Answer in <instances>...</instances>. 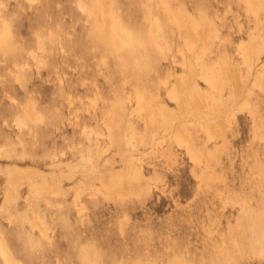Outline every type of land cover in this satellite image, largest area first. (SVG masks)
Here are the masks:
<instances>
[{"label": "rangeland", "instance_id": "rangeland-1", "mask_svg": "<svg viewBox=\"0 0 264 264\" xmlns=\"http://www.w3.org/2000/svg\"><path fill=\"white\" fill-rule=\"evenodd\" d=\"M102 1L93 0L98 6L90 10L88 23H78L76 29L85 35L86 29L92 32L97 42L98 52L90 53L88 67L95 65L98 85H103L102 76L108 70L100 63L106 55L113 58L111 67L119 61L141 68L136 74L137 84L132 85L124 97H117L114 105L108 106L114 113L109 122L123 127L127 135L107 142L92 135L81 147V138L77 135L81 129L73 123V114L67 105L62 109L67 115L62 118L55 139L47 142L50 147L37 145L32 137L12 125L0 127V227L9 217H20L21 226L23 220H28L30 231L43 230L48 235L51 217L45 220L39 208L42 201L46 202L43 207L56 201L72 206L73 223L80 218V212H84L87 223L82 219L80 227L89 235H96L100 228L112 229L121 215L127 217L126 234L115 229L104 231L91 252L85 244L79 245L83 251L77 255L87 264H103L117 258L139 259L137 250L141 248L144 258L150 259L153 258L150 253L173 247L177 237L184 241L186 248L198 251L199 258L209 264H228L240 258L237 254L249 248L246 235L252 233L251 221L264 215L258 162L256 170L249 176L247 172L251 169L246 171L242 157L238 156L242 146L248 144L245 129L249 134L253 129L246 117H238L235 131L225 136L224 130L232 126L228 114L236 100L229 102L224 92L218 94L210 88L202 73L217 72L220 62H227L233 67L234 77L245 79L246 68L241 53L251 52L255 47L253 58L258 57V60L243 85V96L253 85L258 91L261 73H264V56L261 55L264 52V26L257 17L249 18L244 11L237 15L235 32L226 47L214 38L205 49L200 42L195 47H186L183 36L186 31H193L186 16L187 5L192 0H107L108 11ZM0 4L4 5L0 8V21L7 20L20 36L28 32L33 17L39 15L25 7L28 0H0ZM133 4L137 5L135 9L130 7ZM213 8L219 11L215 4ZM68 16L67 23L71 25L70 7ZM130 21L134 22V29L129 27ZM231 27L229 24L228 28ZM109 29L122 32L128 38L127 42L117 35L110 42L107 38ZM220 35H227V31ZM158 36L161 48L156 44ZM36 76L41 80L48 79L46 72H37ZM46 87V101L52 100L55 83ZM40 95L45 98L44 93ZM179 96L183 102L193 104L199 98L205 103H198L189 110L187 103H180ZM222 104L224 110L220 111ZM133 111L136 116L129 130L123 118L132 117ZM213 114L224 124L220 127L216 120L212 121L214 134H209L202 126L206 124V117ZM98 115L103 121L104 112ZM92 119L95 121L96 117ZM177 130L181 134H195L204 146L200 149L201 155L209 151L216 154L214 163L208 159L203 161L209 178L213 173L207 170L215 168L231 188L240 187L242 176L244 180L252 179L245 195L225 197L223 201L209 200L206 195L186 217L183 212L175 215L172 193H177V200L185 198L187 203V194L194 193L198 183L193 170L200 166L199 161L193 164L187 148L176 145ZM73 137L76 142L69 143ZM103 175L107 177L108 187L102 184ZM79 189H87L89 196L77 197ZM209 203L213 205L211 229L205 233L202 229ZM193 214L197 216L195 222ZM259 221L264 224V217ZM76 239L79 240V236ZM172 255L173 258L176 256L175 251Z\"/></svg>", "mask_w": 264, "mask_h": 264}, {"label": "snow or ice", "instance_id": "snow-or-ice-1", "mask_svg": "<svg viewBox=\"0 0 264 264\" xmlns=\"http://www.w3.org/2000/svg\"><path fill=\"white\" fill-rule=\"evenodd\" d=\"M213 4L219 9L218 12L214 10ZM97 6L93 0H75L74 3L71 0H28L25 7H30L39 15L33 17L32 27L24 36L17 35L15 28L7 20L0 21V127L12 125L32 137L37 145L50 147L47 142L55 139L61 120L67 115L62 109L67 105L72 111L73 123L81 129L77 133L81 138V147L92 135L105 142L127 135L123 127L109 122V117H113L114 113L108 106L114 105L117 97H124L130 87L137 84L136 74L141 68L131 64L124 65L119 61L115 67H111L113 58L106 55L100 63L101 67H107L108 70L103 73V85H98L95 65L88 67L91 62L90 53L98 52L97 42L92 32L86 29L85 35L76 29L78 23H88L90 10ZM3 7L0 4V8ZM69 7L72 10L71 25L67 23ZM130 7L135 9L137 5ZM187 8L186 16L191 21L194 36L202 28L211 29L214 39L224 47L231 42L237 24L236 17L242 12L247 11L249 18L257 17L260 25L264 26V0H220L219 3L216 0H192ZM229 24L232 25L231 28H228ZM134 26V22L130 21L129 27L134 29ZM222 31H227V35L221 36ZM261 55L264 56V52ZM97 60H100L99 54ZM37 72H46L48 79L41 80L36 76ZM52 82L55 83V95L52 100L46 101V85ZM40 93H44L45 98ZM101 111L105 114L103 121H100L98 115ZM93 116L96 117L95 121ZM135 116L136 112L133 111L132 117L123 118L129 130ZM238 117H246L253 129L250 134L245 129L248 144L242 146L238 156L242 157L246 171L251 169L247 172L249 176L256 170L258 162L260 193L264 202V73H261L258 91L253 85L246 96L236 99L228 114L232 126L224 130L225 136L235 131V119ZM75 142V137L69 141ZM175 143L180 148L188 149L193 164L200 162V166L193 170V176L198 182L196 191L187 194V203L185 198L177 200V193H172V200L176 203L175 215L183 212L186 217L189 210L195 209L206 195L207 199L215 201H223L230 196H244L245 189L252 184V179L244 180L242 176L240 187L231 188L226 184L223 174L218 173L215 168L207 170L213 173L209 178L203 161L208 159L214 163L216 154L209 151L201 155L200 149L204 146L199 143L195 134H176ZM167 194L165 191V195ZM76 195L87 197L89 191L79 189ZM71 198L70 196L69 199ZM79 202L77 198L76 203ZM44 203L46 202H41L39 211L45 220L51 217L48 235L36 232L35 229L30 231L27 227L28 220H23L21 226L22 218L9 217L0 227V264H87L77 255V252L83 251L80 244H85L91 252L104 231L115 229L121 234L128 231L127 217L121 215L112 229L100 228L96 235H89L86 229L82 231L80 227L82 219L87 223L83 211L73 223L72 206L52 201L47 203V207H43ZM212 212L213 205L209 203L202 229L205 233L211 229ZM192 219L195 222L197 216L193 214ZM77 236L79 240L76 239ZM174 251L176 256L173 258ZM137 253L139 259L117 258L106 260L103 264H209L199 258L198 251L192 252L190 248H186L179 237L173 247L150 253L153 258H144L142 248ZM237 255L240 258L228 264H264V239L258 248H246Z\"/></svg>", "mask_w": 264, "mask_h": 264}, {"label": "bare ground", "instance_id": "bare-ground-1", "mask_svg": "<svg viewBox=\"0 0 264 264\" xmlns=\"http://www.w3.org/2000/svg\"><path fill=\"white\" fill-rule=\"evenodd\" d=\"M102 4L105 7V10H109V2L107 0H103ZM110 27V26H109ZM109 33L107 34L108 40L111 42L115 38V35L119 36V38L127 42L128 38L122 34V32L118 30H111L109 29ZM213 34L212 30H200V33L195 35L193 34V31H186L183 36V43L186 47H195L198 42H200L202 47L205 49L207 48L212 42H213ZM157 47L161 48L160 38L157 37ZM255 53V47H253V50L251 52H242V61L246 68V78L242 79L239 76L234 77L233 67L227 63V62H220L219 69L217 72L211 71V73L208 75L203 71L202 78L203 80L212 88L214 91H216L218 94L225 93L227 95V99L229 102H233L238 97L243 96V85L246 83V80H248L252 74V71L254 69V63L257 62L258 57H254ZM256 55V54H255ZM258 74L256 73V77ZM257 79V78H256ZM233 85V86H232ZM176 86H179L178 83H176ZM231 86V87H230ZM230 87V88H229ZM178 91L180 92L181 89L178 87ZM178 99L180 100V103L186 104L187 102L182 101V97L179 96ZM198 103H205L204 99H196L195 103H187L186 108L191 110L193 107L198 106ZM195 105V106H194ZM220 111L224 110V104L219 108ZM216 120V124L220 127H223L224 122L219 118L215 117L213 115H208L205 119L206 124L203 125L209 134H214V129L212 125V121ZM176 134H181L179 130L176 131ZM116 139V138H115ZM106 175H103L101 181L102 184L105 187H108V182L106 179ZM263 216L258 217L259 220L262 219ZM257 218L255 220H252L250 225L252 227V233L247 236V245L249 248L256 247L258 248L260 245V242L262 239H264V224L260 223ZM36 225V224H35ZM34 225V226H35ZM37 226V225H36ZM35 226V227H36ZM41 232H44L41 230Z\"/></svg>", "mask_w": 264, "mask_h": 264}]
</instances>
